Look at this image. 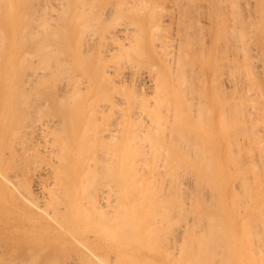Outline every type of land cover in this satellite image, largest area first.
<instances>
[{
    "label": "bare ground",
    "instance_id": "1",
    "mask_svg": "<svg viewBox=\"0 0 264 264\" xmlns=\"http://www.w3.org/2000/svg\"><path fill=\"white\" fill-rule=\"evenodd\" d=\"M213 18L215 51L238 50L214 118L195 73ZM0 25V229L45 228L67 264L156 242L172 264H264V0H0Z\"/></svg>",
    "mask_w": 264,
    "mask_h": 264
},
{
    "label": "rangeland",
    "instance_id": "2",
    "mask_svg": "<svg viewBox=\"0 0 264 264\" xmlns=\"http://www.w3.org/2000/svg\"><path fill=\"white\" fill-rule=\"evenodd\" d=\"M169 8H170V7H169ZM169 8H168V10H170ZM252 10L254 11L255 8H252ZM201 18H202V17H201ZM213 19H214V18H213ZM213 19H212V23H213V25L210 26V28L212 27V29H211L212 32L209 33L208 31H206L205 33H207V34H206V36L204 35L205 37H204V40H203V41L205 42V43H203V44H206V46H207V48H206V46H205V49H208V47H209V50H208V51L206 50L205 53L208 52L210 56L213 55L212 57H210V56L207 57V56H208V55H207L208 53L205 54V57L207 58V60L209 59L210 66H208V70H207V68H206L207 66H206V64L204 63L205 61L207 62L206 58H205V60L203 61V60H202V59L204 58V57L202 56L203 54H202L201 56L199 55L198 58L196 57V58H197V59H196V65L198 66V68H197V66L195 65V67H196V69H197V70L195 69V73H196V75L199 74V75H197L199 79H202V76H204V75L206 76V75L208 74V75H207V83H208V84H207V86H205V87H206L205 90H207V96L209 97L207 100H209L208 102H209V104H210V106H211V107H210V110H213V113H212V112H211V113H212V117L214 118L215 115H216V107H217V106L215 107V105H216V104H215V101H216V99H217V97H216L215 95L218 94V89H217V91H216V89H215V88H216L215 85H216V83H217V78H218V77H219V78L221 77V78H222V81H224L225 78H229L228 71H225V72H224V69H223V68L226 67V65H225V64H227V63H226V60L229 59V60H231V62L233 61V60L230 58V55H231V57H232V55L236 54V55H234L232 58L237 57V52H238V50H234L235 52H236V51H237V52H236V53L234 52L233 54H232L233 51H232V52L230 51L231 53H230L229 56H228L226 53L222 52L218 47H217V48H218V51H215V50H217V49H216V46H218V43H219V42L216 41V35L214 34L215 31L213 30V28L215 29V24H217V23H218V24L216 25V26H218L217 29L220 28L219 26H220L221 22H218V19H217V18H216V21H215V19H214V20H213ZM202 20L204 21V19H202ZM215 22H216V23H215ZM202 23H203V22H202ZM214 23H215V24H214ZM174 24H175V23H174ZM174 24L169 25V27H170V28H168L169 31L172 30V29H171L172 26H174L175 28L177 27V26H175L176 24H175V25H174ZM1 26L3 27V25H0V27H1ZM5 26H6V25H4V28H3V29H5V28L7 29V30H5L6 33H7V31H8V33H11L12 30H14V33H16V31L18 30V29H17V28H18V25H17V28H14V27H12V25H9L10 29L8 28V26H7V27H5ZM167 27H168V26H167ZM174 27H173V28H174ZM175 28H174V29H175ZM0 29H2V28H0ZM8 29H9L10 31H9ZM168 29H167V31H168ZM174 29L171 31L172 33H171V32H168L169 34L171 33V34H170L171 36H172V35L175 36V34H177V29H176V31H175ZM15 30H16V31H15ZM38 30H40V29L38 28ZM38 30H37V32H38ZM215 30H216V29H215ZM219 30H221V29H219ZM35 31H36V30H35ZM174 32H176V33H174ZM8 33H7V35H9ZM14 33H13V34H14ZM205 33H204V34H205ZM208 33H209V34H208ZM40 34H41V33H40ZM10 35H11V34H10ZM18 35H21V34L19 33V31H18ZM174 36H173V39H176V40H177V41L174 40V42H175V43H176V42H179V41H178V38H176L178 35H177L176 37H174ZM208 36H209V37H208ZM213 36H214V39H212ZM256 36L258 37L259 35H256ZM256 36H254V37H255L254 40H253V41H254V42H253L254 45H253L252 47H255V44L260 40V36H259V38H258L259 40L256 38ZM17 37H18V40H19V36H17ZM209 38H210V40H209ZM202 39H203V38H202ZM205 39H206V40H205ZM207 39H208V40H207ZM256 39H257V40H256ZM213 40H214V41H213ZM255 40H256V41H255ZM207 41H208V42H207ZM217 42H218V43H217ZM259 42H260V41H259ZM208 43H209V46H208ZM212 43H213V44H212ZM178 44H179V43H176L175 45L178 46ZM177 46H176V49H177ZM198 46H201V44L198 45ZM256 46H257V44H256ZM213 47H214V48H213ZM205 49H204V50H205ZM253 49H254V50H253ZM253 49H251L252 51L250 50L251 53H252L251 56H250V59L252 58V55H254V54H255V55H254L255 57L258 56V54H260V57L263 55V53H262V55H261L259 48H258V51H257L256 47L253 48ZM212 50H213V51H212ZM219 50H220L221 52H220ZM250 51H249V52H250ZM254 51H257V52H259V53L256 55L257 52H254ZM249 52H248V54H250ZM253 52H254V53H253ZM222 53L225 54V55L222 56ZM239 53H240V51H239ZM220 54H221V55H220ZM240 54H241V53H240ZM240 54H239V55H240ZM216 55H217L218 58H216ZM218 55H219V56H218ZM221 56H222V57H225V58H222ZM226 56H228V57H226ZM239 57H240V56H239ZM255 57L252 58L253 61H251V65H252L253 62L256 63L255 60H254ZM260 57H256V61H259V60L262 61V60H264L263 56H262V59H261ZM213 58H214V59H213ZM220 58H221L222 61L220 60ZM226 58H228V59H226ZM257 58H258V60H257ZM216 59H218V60L216 61ZM197 60H198V63H197ZM200 60H202V61H200ZM214 60H215V61H214ZM219 60L222 62V64H223L225 67H223V68H221V67H217L218 65L221 64V62H220ZM224 60H225V61H224ZM229 60H228L227 62L231 63ZM199 62H200V64H199ZM202 62H203L204 64H201ZM216 62H219L220 64H219V63L216 64ZM211 63L213 64V66H212ZM224 63H225V64H224ZM261 63L264 64L263 61H262ZM259 64H260V62L258 63V65H257V64H253V66H251V69L253 70V73H254V74H256L254 71H256V70H257L256 72L259 71L258 74L253 75V77H252V74L250 73L252 78H254V76H255L256 78L259 77L258 80H257L256 78H254V79H256L255 81H256V83H257V84L255 83L254 86L258 85L259 82H260V84L262 83L261 86L264 85V83H263L264 81H262L263 78L261 79V76L263 77L264 74H261V73H260L261 70H262V68H264V67H262L261 70H259V69H260L259 67H260V65H261V64H260V65H259ZM202 65H203V67H202ZM215 65H216V66H215ZM254 65H255V66L257 65V66H259V67L252 68V67H254ZM262 66H263V65H262ZM195 67H194V68H195ZM201 67H202V69H201ZM211 67H212V68H211ZM216 67H217V68H216ZM227 67H228V65H227ZM227 67L225 68L226 70L229 69V68H227ZM220 68H221V71H220ZM231 68H232V67H231ZM257 68H259V69H257ZM199 69H201V70H199ZM215 69H216V71H215ZM232 69H234V67H233ZM232 69H231V70H232ZM222 70H223V72L225 73V74H223V76H221V74L223 73ZM244 70H245V69H244ZM247 70H248V69H247ZM263 70H264V69H263ZM232 71H233V70H232ZM232 71H229V73H231ZM245 71H246V70H245ZM198 72H200V73H198ZM216 72H217V73H216ZM220 72H221V73H220ZM201 73H203V74L201 75ZM206 73H207V74H206ZM218 73H219V74H218ZM226 73H227V75H226ZM248 73H249V71H247V76H248ZM262 73H263V71H262ZM212 74H213V75H212ZM215 74H217V75H215ZM236 74H237V73H236ZM259 74H261V76H260ZM200 75H201V77H200ZM211 75H212V76H211ZM218 75H219V76H218ZM243 75L246 77V80H247V82H248V81H249V78H250V75H249V78L246 76V72H244ZM213 76H214V77H213ZM215 76H216V77H215ZM217 76H218V77H217ZM224 76H228V77H224ZM241 76H242V75H240V77H241ZM244 76L241 77L242 82H240V83L237 82V81H239L240 79L237 80V76H236V80H237L236 83H238L239 86H240L241 84H245V83H246V81H245V83H244V80H245ZM238 77H239V76H238ZM210 78H211V79H210ZM213 78H214V79H213ZM219 78H218V79H219ZM247 78H248V79H247ZM252 78H250V80H252ZM259 79H261V81H259ZM203 80L205 81L204 78H203ZM214 80H216V82H215ZM219 80H221V79H219ZM219 80H218V81H219ZM210 81H211V86H210ZM213 81L215 82V85L213 84V83H214ZM255 81L252 80V81H249L248 83L253 84ZM220 82H221V81H220ZM222 83H223V82H222ZM213 85H214V86H213ZM221 85H222V84H221ZM223 86L229 88L228 84H226V83L223 84ZM241 86H245V85H241ZM246 86H247V85H246ZM246 86H245V87H246ZM252 86H253V85H251V87H252ZM254 86H253V87H254ZM208 87H209V88H208ZM245 87H244V88H245ZM211 88H212V90H211ZM228 88H227V90H228ZM239 88H240L241 91H243L242 89H244V88H241V87H239ZM263 89H264V88H263ZM229 90H230V89H229ZM229 90H228V91H229ZM210 93L212 94V96H211ZM214 93H215V94H214ZM216 93H217V94H216ZM203 94H206V91H204ZM213 95H214V97H213ZM212 97H213V98H212ZM211 98H212V99H211ZM212 105H213V107H212ZM212 108H213V109H212ZM198 121H199V120H198ZM198 121H196V122H198ZM200 123H201V122H200ZM210 123H211V122H210ZM212 123H213V121H212ZM202 124H204V123H202ZM202 124H201V126H202ZM208 124H209V123H208ZM170 125H173V124L170 123ZM199 125H200V124H199ZM204 125H205V124H204ZM206 125H207V124H206ZM211 125H212V124H211ZM175 126H176V125H174V129H175ZM209 126H210V125H209ZM176 128H177V126H176ZM18 193H20V192H17V196L20 198V194L18 195ZM17 229H18V230H17ZM21 229H22V230H21ZM24 229H25V230H24ZM27 229H28V230H27ZM34 229H35V231H30V230H34ZM36 229H37V230H36ZM13 230H16V231H13ZM10 231H11V232H10ZM20 231H21V232H20ZM23 231H24V232H23ZM26 231H27V232H26ZM37 231H38V232H37ZM40 231H41V232H40ZM9 232H10V233H9ZM28 232H30V233H28ZM31 232H35V233L33 234V233H31ZM42 233H43V234H42ZM27 234H28V235H27ZM44 234H45V228H30V229H29V228H13V229H12V228H1V229H0V236H1V237H0V239H1L0 246L2 247L3 244H1V243H4V242H6V244L4 243V245H5L4 248H1V247H0L1 250H2V251L0 250V251H1V252H0V256H1V257H0V264H2V263H1V262H2L1 259H5L4 261H7L5 255H8V254L12 253V255L14 256L15 252H17L16 254H18L19 251H22V252H21V253L19 252V256H17V255L15 254L16 258L14 257V260H15V261L17 260V262H18V261H19L18 259H21V258H17V257H20L21 254H24V253H25L24 256H22V258H23L24 260L22 259V260H23V261L21 260L22 262L19 261L21 264H23V263H25L24 261H26V260H25V257H27V256H25L26 253H28L29 250H32V249H35V248H36V250L38 251V254H39L40 256L42 255L41 257L43 258V259H41V257H40V259H41V261H40L39 256H37V255H38V254H37V251L33 250V252H34V251L36 252V255H35V252L32 254V253H30V251H29V253L32 254L33 256L35 255V256H34V259H36V256H37V258L39 259V263H38V260H35V261H36V264H44V263H45V264H48L47 262H48L49 260H51V257H52V260H53V259H55V260L57 259V261H58L60 258L63 259V258H62V253H60V254H61L60 257H59V254L56 253V250H57V249H55V250L52 249L53 254H52V251L50 252V250H49L50 248L47 247L48 244L46 243V237H45ZM22 235H23V236H22ZM3 236H4V237L6 236V237H5L6 240H9V241H6L5 238H3ZM15 236H16V237H15ZM21 236H22V237H21ZM24 236H25V237H24ZM19 237H21V238H19ZM32 237H33V238H37V239H33ZM7 238H8V239H7ZM10 238H11V239H10ZM12 238H13V239H12ZM30 238H32V239H30ZM39 238H40L41 240H40ZM14 239H16V240H14ZM2 240H5V241L3 242ZM21 240H22V241H21ZM33 240H34V242H33ZM13 241H14V242H13ZM23 241L26 242L25 245H24V242H23ZM30 241H31V242H30ZM7 242H9V244H7ZM17 242H18V243L20 242V244L23 242L22 245H24V247L27 246V247H25V249L29 248V250H28L27 252H25V249H24V251H23V247H22L21 245H19ZM11 243H12V244L15 243V244L12 245ZM29 243H30V244H29ZM10 244H11L12 246H14V245L16 246V245L18 244L19 246L17 245L18 247L16 246V247H17L16 249H18V248L20 247L21 250H20V248H19V249H18L19 251H18V250L15 251L16 249L13 248L12 246L10 247ZM33 244H34V245H33ZM104 244H105V243H104V240H103V245H104ZM7 245H8L9 250L6 248ZM36 245H37V246H36ZM43 245H45V247H44ZM147 245H148V246H147ZM15 246H14V247H15ZM32 246H33V247H32ZM34 246H35V248H34ZM38 246H42V249H43V247H44V248H45L44 250H46V248H49V249H47L46 251H44V250L42 251V249L39 248ZM150 246H151V245H150ZM150 246H149V244H145V245H144V247H147L148 249H147V248H144V247H141V248H137V247H136V248H135V252H134L133 254H128V255H127L126 257H124V258H119L120 261H116V260H119V259L116 258V255H115L116 253H114V251H113V249H112L113 247H111L109 244H105V245H104V249H103V250H105V251H103V258H105L106 261H108L107 259H110V257H108V256H110V255L113 256V257L111 256L112 260L110 259L109 262H106V261H105V262H106L105 264H108V263L110 264V261H112L111 264H113V261H114V264H115L116 262H117L116 264H118V263L120 264V262L123 263V264H128V263H130V264H143V262H145V261H146L145 264H167V263H168V264H172V262H168V261H169L168 259H167L168 261L166 262V258H165V257H167L166 252H167L168 250L166 249L167 251H165V250H164L165 248L163 249L164 246L161 247L160 244L157 243V242H156L154 245H152L153 247H152V246L150 247ZM157 246H158V247H157ZM154 247H155V248H154ZM11 248H12V249H11ZM107 248H108V251L110 250V252H111L112 254H111L110 252H107ZM149 248H151L152 250H151V249L149 250ZM166 248H167V247H166ZM40 249H41V251H42L43 253L40 251ZM145 249H146V250H145ZM153 249H155V250H153ZM48 250H49V252H50V255L47 254V253H49ZM111 250H112V251H111ZM156 250H157V252H156ZM159 250H161V252H160ZM7 251H8V252H7ZM9 251H11V252H9ZM12 251H13V252H12ZM14 251H15V252H14ZM39 251H40L41 253H40ZM146 251H147V252H146ZM153 251L156 252V253H155V252H154V253H155L157 256H156L155 254L152 253ZM57 252L59 253V252H61V251H60V250H57ZM164 252H165V253H164ZM6 253H7V254H6ZM13 253H14V254H13ZM63 253H64V252H63ZM107 253H108V254H107ZM113 253H114V254H113ZM142 253H143V254L145 253V254L143 255ZM161 253H162V256H163L162 259H163V260L165 259V261H163V262H162V259L160 258V257H161L160 254H161ZM30 254H28V257H27L28 259H30V258H29V257H30ZM45 254H46V255H45ZM51 254H52V256H51ZM55 254H56V255H55ZM105 254H106V256H105ZM136 254H137V255H136ZM138 254H139L141 257H143V258H141ZM141 254H142V255H141ZM167 254H168V252H167ZM12 255H11V256H12ZM43 255H45V256H43ZM47 255H48V257L50 256V259L47 258ZM57 255H58V256H57ZM121 255H122V253H121ZM158 255H159L160 257H159ZM9 256H10V255H8L7 258H9ZM11 256H10V257H11ZM13 256H12V258H13ZM33 256H32V257H33ZM53 256H54V258H53ZM55 256H57V257H55ZM114 256H115V257H114ZM132 256H133V258H132ZM137 256H138V257H137ZM32 257H31V258H32ZM45 257H46V258H45ZM58 257H59V258H58ZM128 257H129V259H125V258H128ZM130 257H131V259H130ZM135 257H137V258H135ZM157 257H158V259H161V260L159 261V260L157 259ZM12 258H10V259H12ZM27 258H26V259H27ZM44 258H45V259H44ZM167 258H168V257H167ZM10 259H8V264H9L10 261H11ZM28 259H27V260H28ZM34 259H32V260H34ZM47 259H48V260H47ZM133 259H134L135 261H134ZM136 259H138V261H137ZM144 259H145V260H144ZM156 259H157V260H156ZM9 260H10V261H9ZM14 260H13V261H14ZM42 260H43L44 262H43ZM45 260H46V262H45ZM52 260H51V261H52ZM103 260H104V259H103ZM148 260H149V262L147 263ZM151 260H152V262H151ZM175 260H176V262H175L174 264H177V263L179 262V259L177 260V258H175ZM15 261H14V263H13L12 261H11V262H12L13 264H15V263H16ZM51 261H49V262H51ZM63 261L65 262L66 260L63 259L62 262H63ZM68 261H69V260H68ZM158 261H159V263H158ZM26 262H27V261H26ZM31 262H32V261H31ZM42 262H43V263H42ZM64 262H63V264H64ZM127 262H128V263H127ZM141 262H142V263H141ZM5 263H6V262H5ZM5 263L3 262V264H5ZM20 263H18V264H20ZM29 263H30V262H29ZM53 263H54V262H52V264H53ZM56 263H57V262H56ZM67 263H68V262H67ZM67 263L65 262V264H67ZM6 264H7V263H6ZM27 264H28V262H27ZM30 264H31V263H30ZM32 264H34V261L32 262ZM49 264H51V263H49ZM57 264H61V263H57ZM69 264H70V263H69Z\"/></svg>",
    "mask_w": 264,
    "mask_h": 264
}]
</instances>
